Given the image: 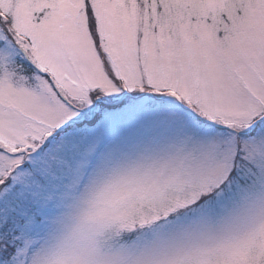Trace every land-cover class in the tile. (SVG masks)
I'll use <instances>...</instances> for the list:
<instances>
[{
	"label": "snow or ice",
	"instance_id": "snow-or-ice-1",
	"mask_svg": "<svg viewBox=\"0 0 264 264\" xmlns=\"http://www.w3.org/2000/svg\"><path fill=\"white\" fill-rule=\"evenodd\" d=\"M0 264H264V0H0Z\"/></svg>",
	"mask_w": 264,
	"mask_h": 264
}]
</instances>
